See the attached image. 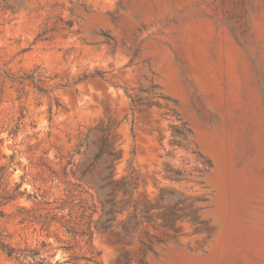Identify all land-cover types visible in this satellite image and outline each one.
<instances>
[{
  "label": "rangeland",
  "instance_id": "rangeland-1",
  "mask_svg": "<svg viewBox=\"0 0 264 264\" xmlns=\"http://www.w3.org/2000/svg\"><path fill=\"white\" fill-rule=\"evenodd\" d=\"M105 136L130 200L160 199L122 241L130 206L100 234L94 190L54 188ZM2 166L0 239L42 264L89 256L73 234L87 221L101 264H264V0H0ZM21 176L39 197L4 200ZM179 200L205 223L161 227ZM0 264L23 262L0 250Z\"/></svg>",
  "mask_w": 264,
  "mask_h": 264
},
{
  "label": "trees",
  "instance_id": "trees-1",
  "mask_svg": "<svg viewBox=\"0 0 264 264\" xmlns=\"http://www.w3.org/2000/svg\"><path fill=\"white\" fill-rule=\"evenodd\" d=\"M94 75L103 78V73L101 72H96ZM75 155L86 157V161L77 164L75 169L71 172L76 182L70 183L67 181L66 183H63L62 190H60L59 184L55 185L54 188H56L58 193H60L62 196L72 191H78L83 195H88L87 190L82 187V184L94 190L97 195L98 203L101 207L100 217L94 223V229L98 233L107 234L111 227V223L114 221V216L116 214L122 213L125 208L130 206L132 212L131 216L128 217L126 223L121 226L122 231L120 233H116L117 239L122 241L135 226L142 222L149 223L152 219L151 212L160 209V199L159 202L153 206L147 204L139 206L137 202L131 201L129 198V193L133 185L134 189H136L137 185L131 180L116 181L113 179V163L119 158V152L110 149L107 136L100 139L99 150H95L92 156H88L87 150L83 152L81 150H75V152L70 157ZM196 155L200 161L199 173L207 172V170L211 167L210 162L205 160V158L200 154L196 153ZM10 158L12 159V157ZM68 166H74L70 159H67L61 168V172L64 177L66 175L65 171ZM5 170V166L0 167V178H2L4 175ZM48 170H50L51 174H54L50 168H48ZM24 178L25 176H21V181L14 183L12 190L5 193L3 197L4 200L13 201L22 197H26L27 199H37L39 197V195L36 193L29 194L27 193L26 189H21ZM119 195H121L120 199H118ZM40 196L43 200L44 196ZM60 200L61 198L56 199L53 201V203H59ZM46 201L47 200L44 199V202ZM179 205L181 206L179 207ZM81 208L84 213L89 212V215H87V220L97 212L94 205L92 204H85V206H81ZM56 209H59V207ZM166 210L168 211L166 214L160 215L159 212L156 215V218L161 221V227L163 228L172 230L174 228V223L183 219H190L198 224L205 223L204 221L199 220V217L196 215L197 210L192 209L190 205L185 206L184 201L182 200H179V202L173 206H167ZM83 216L86 217L85 214H83ZM67 232L70 233L72 231L67 230ZM73 234L82 239L84 243L83 247H85L86 251L89 253V256L86 257L76 255L70 258V260L73 261V264L81 259H84L91 264H101L97 258L99 253H94L91 247L92 231L90 222L87 221L78 224L77 229L73 232ZM41 247H43V244ZM0 250L8 257L15 258L16 260L23 262V264H42L44 262L41 254L42 248H31L30 246H27L24 249H20L9 246L0 239Z\"/></svg>",
  "mask_w": 264,
  "mask_h": 264
}]
</instances>
